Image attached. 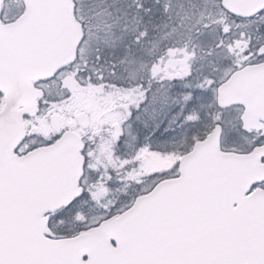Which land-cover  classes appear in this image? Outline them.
<instances>
[{"label":"snow or ice","instance_id":"obj_1","mask_svg":"<svg viewBox=\"0 0 264 264\" xmlns=\"http://www.w3.org/2000/svg\"><path fill=\"white\" fill-rule=\"evenodd\" d=\"M0 264H264V0H0Z\"/></svg>","mask_w":264,"mask_h":264}]
</instances>
